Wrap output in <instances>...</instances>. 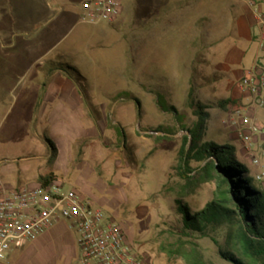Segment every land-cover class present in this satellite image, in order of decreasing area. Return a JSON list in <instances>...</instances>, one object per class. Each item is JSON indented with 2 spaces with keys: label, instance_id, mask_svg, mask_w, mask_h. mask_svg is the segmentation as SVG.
<instances>
[{
  "label": "rangeland",
  "instance_id": "374dc122",
  "mask_svg": "<svg viewBox=\"0 0 264 264\" xmlns=\"http://www.w3.org/2000/svg\"><path fill=\"white\" fill-rule=\"evenodd\" d=\"M240 1L242 0H162L169 10L192 9V13L187 14V25L191 24L199 33L207 35L204 42L206 47L213 42L214 47L222 49L224 46L215 41L223 39L222 45L234 42L230 19L238 13ZM121 2L126 6V15L129 17L117 25L106 24L110 28V34L102 36L106 38L102 39V44L105 42L108 45L104 46L105 49L96 50L94 56H91V63L86 67H74L70 60L63 61L58 57L52 60H60L61 64L76 70L80 76L77 83L85 101L100 113L103 131L99 140L102 145L111 147V157L116 155L122 167L118 169V173L123 174V180L128 185L125 190L127 208H121L120 217L111 216L115 223L122 226L133 253L146 264H184L181 259L168 258L161 247L172 243L180 228L173 202L181 182L175 176L173 168L181 139L185 135L184 130L191 128L196 120L188 105L189 93L195 103L208 108L206 112L209 120L204 141L231 145L235 150L236 161L248 168L250 177L262 190L264 179L261 182L255 179L257 170L251 164L249 153L236 135L221 124L225 113L215 106L213 97L217 88L210 85L212 74L202 64H198L200 56L212 60L210 53L204 55L205 53L199 52L196 55L190 30L183 28L185 23L174 26L175 28L164 26L166 31H162L159 45H150L148 50L142 51L140 31L144 22H147L143 21V12H149L152 6L156 11L159 0ZM4 18L6 19V9L0 5V26ZM148 22L153 23L154 19L151 20L150 17ZM1 36L0 171L6 163L3 159L9 160L10 165L17 166L18 163L14 160L30 151L28 149L32 148L33 152L34 132L44 129L43 122H33V118L28 117V106L34 96L33 75L37 69L28 70L27 58L14 56L13 50L9 51L12 57L6 56V49H2L6 37L3 39ZM74 40L78 41L77 38ZM92 42L98 43V38L93 37ZM157 99L167 107H172L175 112H161L156 104ZM116 126L122 129V136L119 130H115ZM25 132H28L29 137ZM35 142L37 147L34 151L42 156L48 148L44 143L40 145L41 139ZM252 149L264 167L263 145H253ZM48 152L50 153L49 150ZM40 164L43 165L38 163L36 169L43 173V166ZM191 166L195 167L197 164L192 163ZM214 190L213 183L203 185L195 189L185 201L191 207L202 209L211 201ZM100 209L107 212L105 207ZM128 210H135V213L127 216ZM60 223V238L57 237L58 241L52 239L48 246L58 256L61 255L60 247L63 246L70 253H75L72 264H79L76 235L73 231H68L63 222ZM192 240L206 264H230L221 259L218 248L210 240L195 237ZM217 240L224 250L223 235Z\"/></svg>",
  "mask_w": 264,
  "mask_h": 264
},
{
  "label": "crops",
  "instance_id": "0c3cea01",
  "mask_svg": "<svg viewBox=\"0 0 264 264\" xmlns=\"http://www.w3.org/2000/svg\"><path fill=\"white\" fill-rule=\"evenodd\" d=\"M84 1L86 0H0V5L6 9V19L0 26V36L7 38L4 39L2 49H6V56L12 57L9 51L13 50L14 56L27 58L28 70L37 69L33 75L34 96L28 106V117H32L33 122H43L44 129L34 132V149L37 147V139H41L40 145L47 139L55 148V156L51 161L48 150L41 156L34 149L32 152V148L14 160L17 161V166L10 165L9 160L3 159L6 163L0 171V183L4 187L20 189L33 187L40 183L41 178L52 176L53 181L62 184L64 190L77 191L90 206L97 209L105 207L107 212L100 210L112 220L111 215L120 217L121 208H127L125 190L128 185L123 180V174L118 173V169L122 167L116 155L111 157V147L102 145L99 140L103 131L101 121L97 125L92 123L85 109L83 94L59 73L50 78L37 105L40 85L45 78L43 67L47 61L58 57L63 61L70 60L74 67H86L91 63V56H94L96 50L105 49L104 46L108 45L105 42L102 44V39H106L102 36L110 34V28L106 24L91 26L81 22ZM247 1L251 0L240 1L238 13L230 19L234 42L222 45L223 39L215 41L224 46L222 49L214 47L213 42L206 47L204 42L207 35L199 33L191 24L187 25V14H191L192 9L169 10L159 0L156 11L152 6L149 12H143V21L147 22H144L140 31L141 49L145 51L150 45L158 46L162 41V33L166 31L164 26L174 27L185 23L183 28L190 30L196 55L203 52L204 55L210 53L212 57V60H206L200 56V61L197 62L212 74L210 85L217 88L213 97L216 103L229 102L226 112L235 106L250 108L253 103L251 96L240 90L238 85L244 72L254 66L264 71V51L259 49L255 41L256 30ZM255 1L264 4V0ZM122 10L123 13L113 25L129 17L123 3ZM150 17L151 20L157 18V22H148ZM93 37L98 38V43H91ZM75 38L78 39L77 42ZM262 98L264 99V93ZM254 119L262 134L255 138L253 145H263L264 148V106L255 108ZM24 134L29 137L28 132ZM38 163L43 164H40L43 166V173L37 172ZM133 213L135 210H128L127 216H132ZM59 223L36 241L26 243L19 250H12L8 255V264H72L75 253H70L61 246V255L58 256L48 246L52 239L58 241L57 237L60 238L59 234L62 232L58 227ZM63 223L69 231L68 223Z\"/></svg>",
  "mask_w": 264,
  "mask_h": 264
},
{
  "label": "trees",
  "instance_id": "16d2710c",
  "mask_svg": "<svg viewBox=\"0 0 264 264\" xmlns=\"http://www.w3.org/2000/svg\"><path fill=\"white\" fill-rule=\"evenodd\" d=\"M157 22V18L154 19ZM62 61L50 60L44 65L45 78L40 85L37 105L45 92L50 78L59 73L78 89L79 74L72 67L61 64ZM85 109L94 125L100 121V113L84 99ZM157 107L163 113L175 110L167 107L159 99ZM229 102H217L216 108L226 112ZM195 122L185 129L177 152L175 176L181 182L174 205L179 218L180 228L176 239L161 247V251L170 259H181L184 264H206L193 238L208 239L218 248L222 260L230 264H264V190L250 177L246 166L235 159V150L231 145L215 141H204L206 124L209 120L207 107L195 103L188 95ZM37 107V106H36ZM119 130L122 136V129ZM51 154L55 156L53 144L44 139ZM195 163L197 166L192 167ZM53 181L52 176L40 179V185ZM213 183L215 190L212 199L202 209L191 207L186 198L203 185ZM223 235L224 250L217 238Z\"/></svg>",
  "mask_w": 264,
  "mask_h": 264
},
{
  "label": "built area",
  "instance_id": "2783aa9c",
  "mask_svg": "<svg viewBox=\"0 0 264 264\" xmlns=\"http://www.w3.org/2000/svg\"><path fill=\"white\" fill-rule=\"evenodd\" d=\"M256 30L255 41L264 51V4L246 2ZM81 22L86 25L114 23L122 12L121 0H86L82 3ZM252 98V107H231L221 121L232 131L251 157L257 170L255 179H264V167L253 153L256 137L262 134L254 119V110L264 106V71L258 66L244 72L238 85ZM67 222L76 235L79 264H146L132 251L122 226L100 209L84 202L75 190H64L62 184L50 181L33 187L15 189L0 183V264H8L12 250L36 241L59 222Z\"/></svg>",
  "mask_w": 264,
  "mask_h": 264
}]
</instances>
